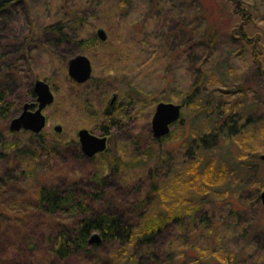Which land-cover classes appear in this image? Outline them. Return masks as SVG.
Listing matches in <instances>:
<instances>
[{"label":"trees","instance_id":"trees-1","mask_svg":"<svg viewBox=\"0 0 264 264\" xmlns=\"http://www.w3.org/2000/svg\"><path fill=\"white\" fill-rule=\"evenodd\" d=\"M150 1L152 9L158 8L160 0ZM183 1L194 2L205 17L200 0ZM230 1L241 20L233 27L234 38L250 45L256 72L263 76L257 52L259 33L253 38L254 33L250 35L246 27L252 21L251 4ZM18 7H30L29 1L0 0V18L11 19ZM127 7V0H116L121 14ZM166 18H171L170 13ZM171 19L172 32L162 46L166 52L172 46L169 39L186 30L182 22ZM72 25H50L42 36L59 41L71 38ZM195 25L196 44L190 41L182 48L172 47L173 53L187 52L193 65L191 85L181 98L180 127L153 139L160 146L179 140L182 163H173L171 151L165 159L157 157L150 146L140 153L129 151L128 163L124 149L119 155L107 150L99 157L86 158L75 140L68 149L55 141L45 142V133L8 132V139L0 134V264H26L29 260L35 264H140L144 254L162 264H264V214L247 219L245 213L252 204L247 196L242 203L237 201L248 189L254 194L251 203H260L264 179L257 174L255 160L264 153V114L256 113L262 102H245L246 88L239 89L241 97L230 99L233 93L221 86L224 83L215 78L216 68L209 69L205 60L217 41V26L199 19ZM77 43L87 48L103 41L93 34ZM3 83L0 79V116L7 115L2 105L7 98ZM125 95L128 103L135 98ZM170 100L169 96L158 101ZM110 110L107 105V124L102 128L106 134L125 118L119 107ZM53 155L60 159L59 166L50 163ZM41 157L48 163L39 162ZM66 158L74 164L68 166L71 162L66 163ZM76 161L99 166H77ZM136 161L146 162L144 172H132L138 166ZM112 170L131 184L133 179L139 182L142 175L147 182L145 192L135 193L123 210L118 198L106 195V187L112 185L107 175ZM59 173L66 177L62 183L56 177ZM249 177L256 179L251 182ZM82 179H86L88 190L76 187ZM217 208L222 212L216 214ZM93 232L99 233L101 243L88 242ZM225 239L234 243L232 247L224 244ZM103 243L108 244L107 251L99 250ZM157 247L163 249L162 259Z\"/></svg>","mask_w":264,"mask_h":264},{"label":"rangeland","instance_id":"rangeland-1","mask_svg":"<svg viewBox=\"0 0 264 264\" xmlns=\"http://www.w3.org/2000/svg\"><path fill=\"white\" fill-rule=\"evenodd\" d=\"M28 1L30 7L16 8L11 19L0 18V79L7 85V99L15 104L11 108L15 109L14 115H17L21 108L16 104L22 105L27 100V83L36 78L49 82L55 100L43 110L48 118L42 131L45 133V142L55 141L70 149L71 141L78 140V131L82 128L102 136L100 126L107 124L103 111L111 97L116 93V100L122 105L128 102L125 93H130L135 97L128 106L130 115L122 124H116L108 135L110 154L119 155L120 149H124L123 156L126 157V162L130 163L132 152L129 151L134 149V152L137 150L140 153L150 146L157 151V157L165 159L168 151H171L173 163H182L184 157L181 156L180 141H168L161 146L154 142L151 119L158 100L170 96V102L181 103L182 96L191 85L193 65L189 64L188 53H173L172 47L176 44L177 48H182L187 42H195V23L198 19L205 21L206 25L217 26V41L205 59L207 67L216 68L215 78H220L224 83L221 86L233 93L230 99L239 98V89L246 88L248 92L243 97L244 101L251 103L253 99H259L262 104L256 113L264 114V75L260 76L256 72L257 63L250 51V45L243 39L234 38L236 35L233 27L238 24L240 17L234 13L230 0H200L205 17L200 16L194 2L186 3L183 0H160L156 9L150 7V0H127L128 7L123 14L117 10L116 0ZM243 1L251 4L248 6L252 12V21L246 27L250 35L254 33L253 38L258 37L259 33L257 52L264 67V0ZM174 5L175 9L172 8ZM169 13L177 23L182 22L186 30L181 29L176 36L169 39V45L172 46L169 52H166L162 46L165 45V37L171 34L174 24L171 18H166ZM78 16L81 19H78ZM59 22L73 23L71 38L59 41L57 38L47 39L42 36L44 28ZM98 28L105 30L107 42L103 41V44L98 43L93 47H80L77 40L96 34ZM64 31L67 33L66 29ZM27 50L30 51L29 55L25 54ZM77 54L86 55L93 68L91 78L83 84L75 83L67 74V61ZM228 69L232 71L227 72ZM224 73L226 74L222 78ZM16 107H20L19 110H16ZM11 110L7 111L6 116H0V134H5L6 139L11 137L8 134L10 119L13 117ZM57 124L61 125V131L54 130ZM179 127L177 122L172 129ZM139 153L137 156L144 160V155ZM67 154L65 152L66 157ZM53 157L50 163L59 166L60 159L55 155ZM39 162L48 163L44 157H41ZM72 162V159L66 158L68 166L73 165ZM75 163L77 166L97 165L96 162L86 161ZM145 163L136 161L138 166L132 172H144ZM255 167L258 169L257 174L264 179V160L256 158ZM61 174L56 177L58 182L62 183L66 177ZM253 179L248 178L251 182ZM107 181L112 185L106 187V195L118 198V201L123 203L119 205L122 210L127 208L126 203L136 196L135 193L141 195L147 186L143 175L141 179L139 177V182L133 179L131 184L127 180L119 179L113 170L107 175ZM85 182L86 179H82L76 187L82 191L88 190L89 186ZM262 185L260 193L264 191V183ZM244 193L239 198L241 200L237 198V201L248 198L247 202L252 204L245 213L246 218L254 219L263 215L264 205L261 199L260 203H251L254 194L248 189ZM215 211L216 214L222 212L219 208ZM225 240L224 244L232 247L234 243ZM241 243L243 244V241H239V244ZM108 247V244L103 243L99 250L107 251ZM157 249L160 250L158 256L162 259L163 249ZM147 258L148 255L144 254L140 264H162L161 260L155 262L154 257ZM26 262L36 263L34 260Z\"/></svg>","mask_w":264,"mask_h":264},{"label":"water","instance_id":"water-1","mask_svg":"<svg viewBox=\"0 0 264 264\" xmlns=\"http://www.w3.org/2000/svg\"><path fill=\"white\" fill-rule=\"evenodd\" d=\"M96 35L101 41H106L107 34L103 28L96 30ZM91 60L84 54H77L67 61L68 75L78 83H84L92 75ZM34 91L37 95L35 103H26L23 111L12 118L9 123V130L20 131L28 130L39 135L47 124V117L43 109L54 102L55 96L49 85L43 79H36L34 82ZM115 99V94L112 100ZM36 106L35 110H29V107ZM182 110L181 103L170 101H158L151 119V131L154 138H160L167 135L172 125L179 120ZM55 131H61V125L54 126ZM107 136H98L88 129L82 128L78 131V141L84 155L92 157L97 153L107 149ZM260 159L264 160V153L260 154ZM260 199L264 205V191L260 193ZM101 241L98 232L91 233L88 242L98 244Z\"/></svg>","mask_w":264,"mask_h":264},{"label":"flooded vegetation","instance_id":"flooded-vegetation-1","mask_svg":"<svg viewBox=\"0 0 264 264\" xmlns=\"http://www.w3.org/2000/svg\"><path fill=\"white\" fill-rule=\"evenodd\" d=\"M27 52H30L29 50H27L26 51V55H27ZM29 55V54H28ZM67 74H68V72H67ZM68 77L72 80V81H74L69 75H68ZM36 79H42V78H36ZM35 79V80H36ZM35 80L33 81V82H31V83H27V92H28V94H27V100L24 102V103H22V105H20L19 103L18 104H16V106H21V108H20V112L17 114V115H14L13 113L15 112V109H13V110H11V108H12V106L13 105H15V104H13L14 102L12 101V100H8L7 98L2 102V105H5L6 106V108H7V111L9 112V110H11L10 112H11V114L13 115V117H11V119L12 118H14V117H16V116H18L22 111H23V109H24V105L26 104V103H35L36 102V97H37V95H36V93H35V91H34V82H35ZM43 80H45V79H43ZM47 83H49L47 80H45ZM75 83H78V82H76V81H74ZM85 83V82H84ZM78 84H83V83H78ZM50 85V84H49ZM50 87H51V85H50ZM52 89V88H51ZM52 91H53V89H52ZM32 92V93H31ZM115 94V99H113L112 100V97H111V99H110V101H109V103H108V105H109V107L111 106V110L110 111H115L116 110V108L117 107H119L120 109H122V111L125 113V118L126 117H128L130 114H129V112H128V106H130L129 104H131V103H123L122 105L116 100V98H117V95H116V93H114ZM113 94V95H114ZM55 96V95H54ZM52 104V103H51ZM50 104V105H51ZM50 105H48V106H50ZM47 106V107H48ZM47 107H45L44 109H46ZM107 107V106H106ZM10 108V109H9ZM19 108L18 107H16V110H19ZM35 108H36V106H34V107H29L28 109L29 110H35ZM43 109V110H44ZM104 113H105V109H104V111H103ZM44 113V112H43ZM47 117V116H46ZM125 118L122 120V121H119V122H117L116 124H122L123 123V121L125 120ZM10 119V120H11ZM47 121H48V118H47ZM176 122H178V121H176ZM175 122V123H176ZM174 123V124H175ZM116 124L113 126V127H115L116 126ZM173 124V125H174ZM172 125V126H173ZM104 127V125H101L100 126V129H101V131H102V128ZM112 127V128H113ZM172 128V127H171ZM9 129V128H8ZM27 132L28 134H31V135H36V134H34L33 132H31V131H28V130H20V131H11V130H9L8 132H10V133H20V132ZM111 131V130H110ZM103 132V131H102ZM110 133V132H109ZM109 133L108 134H106L105 132H103L102 133V136H107V143H109ZM40 134H42V132L40 133ZM39 134V135H40ZM4 136H5V134H3ZM77 142H78V147H79V151L81 152V154L84 156V157H86V158H95V157H99L102 153H105V152H107V150H111V148H110V146H109V144H108V146H107V149L105 150V151H103V152H100V153H97V154H95L94 156H92V157H88V156H86V155H84V153L82 152V150H81V147H80V144H79V141L77 140Z\"/></svg>","mask_w":264,"mask_h":264}]
</instances>
